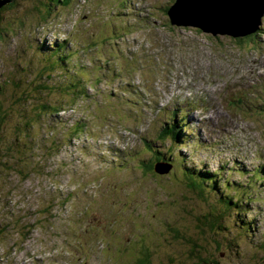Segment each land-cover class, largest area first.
I'll use <instances>...</instances> for the list:
<instances>
[{"label":"rangeland","instance_id":"1","mask_svg":"<svg viewBox=\"0 0 264 264\" xmlns=\"http://www.w3.org/2000/svg\"><path fill=\"white\" fill-rule=\"evenodd\" d=\"M171 1L71 0L41 24L33 14L37 6L45 9L43 0H19V7L2 10L0 104L9 117L2 127L0 264H135V256L122 253L133 255L128 245L132 238L135 249H149L151 264H193L184 256L189 244L175 240L169 231L172 220L184 236L190 233L209 249L201 251L206 259L257 264L260 258L264 264V249L259 251L264 248V195L257 196L264 185L257 174L250 184L245 181L253 190L237 182V172L264 175V16L260 30L244 38L212 37L193 27L173 26L162 9ZM27 15L32 18L25 19ZM254 15L253 9L249 18ZM57 43L66 48L58 52L65 60L58 63L63 74L56 76L40 55L44 45L54 54ZM69 53L75 56L72 63L107 64L115 72V80L100 74L85 81L96 105L92 100H65L62 112L54 106L37 114L32 96L26 103L14 101L24 81L34 88L48 85L45 93L53 101L64 98L56 88L67 84L73 73ZM142 84L150 85L149 90ZM111 90L125 94V105L134 113L119 110L123 99L112 94L109 100ZM24 107L27 118L40 116L30 127L20 109ZM174 111L187 119L185 142L159 139L163 122ZM76 122L89 123L87 130L67 134ZM76 130L71 127L70 132ZM16 138L28 140L30 148L20 154L12 145ZM148 144L178 163L185 157L182 164L187 167L217 173L212 176L220 183L215 195L211 193L215 199L229 192L237 199H252L234 201L237 205L230 209L224 199L217 210L212 198L188 187L174 170L164 175L135 170L133 158L151 157ZM124 154H132V160L113 170ZM21 160L27 169L22 170ZM182 164L178 166L184 170ZM227 179L239 189L223 187ZM254 198L256 203L251 202ZM86 208L81 221L78 213ZM216 210L226 241L201 231L199 220ZM98 229L100 236L95 235Z\"/></svg>","mask_w":264,"mask_h":264},{"label":"trees","instance_id":"2","mask_svg":"<svg viewBox=\"0 0 264 264\" xmlns=\"http://www.w3.org/2000/svg\"><path fill=\"white\" fill-rule=\"evenodd\" d=\"M18 1L19 0H11V4L9 6L2 7L0 9V19H1V15H2L1 14L2 10L3 9L4 10L5 9H13V8L19 7ZM43 1L44 2H42L41 4H42V6L44 4L45 9L43 10L40 8V6H37L34 9L36 14L35 15L33 14V17H36L35 21L37 23H40V24L42 22L48 23V21H49L48 17H50L51 13L56 8H61V7L63 8L67 5L69 7L71 0H43ZM169 4H171V3L169 2V3L164 4L162 6V9L164 11H166V13L170 7ZM13 5H15V6L13 7ZM28 17H31V16L27 15V16H25V19ZM152 18L155 20L156 17L153 15ZM24 22H26V21H22L23 24H24ZM111 26H109V27H111ZM114 28L115 27L112 26L111 30L114 31ZM62 48H66L64 43H60V44L57 43L55 45V47L53 48V50H55L54 54L51 53V51H50L52 48L49 50L45 45L41 49V55L40 56H44V58H45V62H46L45 67L47 69L55 68L54 75H56V76L63 74V71L59 68V65H58L59 62H62L65 60L64 59L65 56H63V55L60 56L58 53ZM45 50H49L50 52H45ZM54 56H56V58ZM66 57H67V60H69L70 65L72 66L73 73L67 77L69 80L67 82V84L58 85L56 88V90L59 91L63 95L64 98L59 99V100L56 99L55 101H53L45 93V90H50L48 85H42L41 84L38 87L34 88V86H31V85L27 84L26 81H24V82H22V84L18 90L19 93L17 94V99H15L14 101L17 100V102L19 101L21 103H23V102L26 103L27 99H29L32 96V98H35L33 100L34 105H36V107L38 108L37 114L42 113V112L46 113L50 108H53L54 106L57 107L55 109L56 111L59 109L58 112H62L64 110L63 106L66 102L62 106H60V104L65 100H67V102H69L70 104L73 103V100H77V101L78 100H80V101L92 100L91 104L96 105L97 103L93 101V100H95L94 97H91V95L87 92V87L84 86L85 81H87V78H89V77H93L97 80V79H99L100 74H102L104 77H110L112 80H115L116 74H115V72L113 73L112 67H109L107 64H101L100 62H99L100 66H98V67H96L94 65L92 67L88 66V65L85 66L83 63H78L77 59L74 63H72L71 62L72 61L71 53L66 54ZM38 62L40 63V60H38ZM42 63L44 64V61H42ZM135 69H137V68H135ZM95 74H97L98 77ZM20 76L23 77L22 71L20 72ZM48 76H50V75H48ZM49 79H51V77H49ZM32 84L35 85V83H32ZM90 87L91 86L89 85L88 88H90ZM110 97H112V91L107 95V98L109 100H110ZM24 105H26V104H24ZM20 109L23 111V115L25 117V120H27L26 123L25 122L24 123L27 124V126H29V127L32 125L31 124L32 122H34L37 118L40 117L39 115H37L36 119L31 118V117L27 118L26 112H25L27 108L24 107V108H20ZM114 109H116V108L114 107ZM118 109L121 110L122 112H125V113H129V114L134 113V111H132V108H129L128 106L121 104V103L119 104ZM35 114H36V112H35ZM8 117H9V115L7 114L6 111H4L3 104L1 103L0 104V161H2V159L4 158L3 149H2V143L4 141V138H3L4 131H3L2 127L6 123ZM172 121H174V122L172 124H169V122H172ZM88 125H89V123H87V122H85V123L76 122V123H74L73 127H76L77 130L74 133H72V132H70L71 128H68V129H66V132H67V134H74L73 136H75V135H78L80 133H84V131L87 130ZM163 125H164V127H163L164 129L159 135V139L161 141L164 142L168 138H170L171 141H173V142L174 141L185 142L184 141L185 140V138H184L185 131L184 130L186 129V127H184V125H185L184 119L182 117H180L179 113L175 112L174 115H171V117L169 118L168 121L163 122ZM18 129L19 128H16V130H18ZM81 129L83 130L82 132H80ZM12 145L17 151L19 150L18 152L20 154H22L23 151H27L30 148L28 140L23 141V140L18 139V138H16L14 140ZM147 148L152 152L151 157L148 158V160H145V159L139 160L138 158H133L134 162H135V164L133 163L135 170H140L141 172L145 173V175H147L148 172H152L155 162L165 163L167 166H171L172 170H174V172H175L176 177H178L179 179L181 178L183 180L184 184H186L188 187H190L194 190H197V192H199L200 194H203V195L206 194L207 197L212 198L216 202L215 207H217L216 208L217 210L221 209L220 205L224 201V199L226 200V202L224 204L225 208L231 207L230 205H233V207H235V204L237 205V203H234V201L235 202L237 200L240 201V199H237L236 197H234L235 195L233 196L231 194H228V195L225 194L223 196L221 194L220 195L221 199H220V197L215 199V197H213L211 195V193L214 194L215 191L219 190V180H216V178L213 179V177L219 176L218 174H213L209 171H202L201 168L195 169L193 167H187L186 164H182L183 162H185V157H182V159H180L181 162H179V163L177 162L178 159H174V161H173L172 158L174 156L173 157L172 156L167 157V156H165L164 153L160 152V150H158V149L153 150L151 144H148ZM130 157H132V154H130ZM22 161L23 160L20 161V164H21L20 167H22V170L25 168L27 169L26 166H23L24 164L22 163ZM175 161H176V163H175ZM180 163L182 164V168L185 171L179 168L178 165ZM20 171L21 170L16 171V172L21 174L22 172H20ZM196 171H198V173L195 175ZM208 178H211V179L207 180ZM207 184H209V185H207ZM245 186H247V185H245ZM247 187H250V186L248 185ZM207 190H209V191L207 192ZM250 196H252V195H250ZM154 200L155 199L152 195L151 200H150L151 204ZM49 206H50V208L54 207L53 203H50ZM217 210L213 214L204 215V218L199 220V223L202 224L201 231L203 230L204 233H206V231H207V232H209V233H211L217 237H222V239L224 241H226L228 238V235L223 233L221 226H219L217 223L218 217H219ZM87 211L88 210L85 211L83 209H81L79 211L78 214H79V218L81 221H83L85 219ZM168 223L167 224H168L169 231L172 233V235L175 234L174 239L175 240L179 239V240L186 242L187 245L189 244L187 246V248H185L186 251L184 253V256L187 258V261H190V259H192L194 261L193 264H199L203 261H206V262L211 263V264H217L215 261H211L209 259H206L207 257H205L206 256L205 253L201 252V251L209 252V249L205 248V245L203 247H201V245L198 244L196 239H193V237H191L190 233H189V235L186 234L184 236L182 234V231H180L179 229H177L175 227L176 222L174 220L169 221ZM210 227H211V229H210ZM218 228H221V229H218ZM99 233H101V231L98 229V231H96L95 235L97 234L98 236H100ZM117 239H118V242L121 241V237H118ZM152 241H154V239ZM132 242H133V238H132L131 244H128V245L132 246L129 248H130V250H134V252H132L133 255L131 253L129 254L127 252V250H124V246L119 247V245L118 244L117 245L119 248L122 249V251L123 250L125 251V252L123 251L122 253L128 254L127 257L128 256H130V257L135 256L133 263H135V264H151L150 263V257L151 256H150V252L148 251L149 249L147 247H145L144 245H141L140 247H136V249H135ZM200 242H202V241H200ZM81 245H82L81 247H84L83 244H81ZM261 245L264 246V242H262ZM154 247H156V245H152L150 248L152 249ZM119 248H117V249H119ZM254 248L260 249L259 246L258 247L254 246ZM78 249H79V247H78ZM81 249L84 250V252H86L84 248H81ZM262 249H264V248H261L259 251H262ZM91 251H93V250H91ZM255 260H254V263H255ZM259 261H260V258L258 259L257 264L261 263V261L260 262ZM162 263L164 264V261H162Z\"/></svg>","mask_w":264,"mask_h":264},{"label":"water","instance_id":"3","mask_svg":"<svg viewBox=\"0 0 264 264\" xmlns=\"http://www.w3.org/2000/svg\"><path fill=\"white\" fill-rule=\"evenodd\" d=\"M7 2L11 0H0V7ZM253 9L252 20L249 13ZM263 12L264 0H175L167 14L173 26L193 27L212 37L229 35L239 39L258 28ZM171 169L163 163L154 167L160 175Z\"/></svg>","mask_w":264,"mask_h":264},{"label":"bare ground","instance_id":"4","mask_svg":"<svg viewBox=\"0 0 264 264\" xmlns=\"http://www.w3.org/2000/svg\"><path fill=\"white\" fill-rule=\"evenodd\" d=\"M110 25V24H109Z\"/></svg>","mask_w":264,"mask_h":264}]
</instances>
